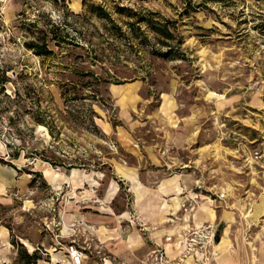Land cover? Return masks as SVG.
I'll return each instance as SVG.
<instances>
[{
	"label": "rangeland",
	"instance_id": "374dc122",
	"mask_svg": "<svg viewBox=\"0 0 264 264\" xmlns=\"http://www.w3.org/2000/svg\"><path fill=\"white\" fill-rule=\"evenodd\" d=\"M88 2L125 34L83 0H0V264H23L24 248L37 250L36 264H72V242L81 264H155L161 253L187 264L200 246L193 218L207 207L213 219L214 208L234 212L231 234L243 231L255 241L246 257L259 255L264 0ZM118 6L170 20L173 52L163 56L168 39L130 25L136 17ZM64 18L116 71L101 101L63 97L78 81L63 66V42L49 56L25 45L52 24L63 35ZM99 65L85 68L104 72Z\"/></svg>",
	"mask_w": 264,
	"mask_h": 264
},
{
	"label": "trees",
	"instance_id": "16d2710c",
	"mask_svg": "<svg viewBox=\"0 0 264 264\" xmlns=\"http://www.w3.org/2000/svg\"><path fill=\"white\" fill-rule=\"evenodd\" d=\"M204 1L218 2L224 0ZM83 3L87 7L88 12L93 13L109 22H113L114 25L119 28V32L125 34L124 31H122V27L115 24L114 19L105 6L97 3H89L88 0H83ZM118 7L120 9L119 12L124 13V11H128L129 16L136 17L135 22H129L130 25H135L137 22H146L153 31L168 39L163 40L164 43L170 46L168 51L164 53L161 52L163 56L169 55V53L173 52V47L175 46L169 42L175 38V33L171 30L170 23L172 22L170 20L161 21L155 18V15H160L157 11L150 10L146 14L141 15L131 7ZM262 25L264 26V22ZM56 28L55 24H52L48 30L43 31V36L31 37L29 40L25 41L26 47L33 49L38 55L49 56L54 53L51 45L61 44V42H63V57L70 58V60L63 62V66L78 75V81L76 82L73 80L75 83L73 84L74 86H72L71 90L69 88L64 89L66 84L63 85V97L65 99L75 100H103V90L107 89V85L112 82H120L118 76L116 75V71L111 72L109 70H105L104 62H106L107 58L102 56V54H98L95 47L90 46V43L93 45L91 40H85V38H83L82 31L78 30L76 26L70 27V22H67L65 18L63 19V35H59L55 31ZM178 42L182 43V40L180 39ZM78 49H80V51ZM87 57H90L89 60H87ZM98 62H100L99 68L104 70V72L102 71L101 73H96V71L92 69L85 68V64L87 63L97 64ZM87 76H90L91 78L85 79ZM90 120L94 122L93 115L90 117ZM40 122L50 127L47 122H44L43 120ZM51 133H54L52 129ZM14 157H16V155ZM1 161H4V157L0 155V162ZM21 259L23 264H36L40 259V256L38 255L37 250L29 252L26 248H24V250H22Z\"/></svg>",
	"mask_w": 264,
	"mask_h": 264
},
{
	"label": "crops",
	"instance_id": "0c3cea01",
	"mask_svg": "<svg viewBox=\"0 0 264 264\" xmlns=\"http://www.w3.org/2000/svg\"><path fill=\"white\" fill-rule=\"evenodd\" d=\"M114 87L116 90H119L118 85H114ZM171 179L173 181L177 180L175 179V177H172ZM179 188L180 187L177 186L176 189H179ZM186 197H190V196L189 194L184 193V195H181L180 198L185 199ZM210 209H213V207H207L206 210L205 209L200 210L201 215H200L198 224L195 223L194 218H193L192 224L195 225L196 230H198L200 246H199V249H195L192 254L186 255L187 264L189 263L197 264L198 263V259L202 258V251H201L202 248H204V250L206 251V254L209 257L210 264H264V238L261 239V242H258V245H257L258 248H260L259 255L258 254L256 255L255 254L256 252H252V255H248L246 257L245 253L248 252L250 254L249 247L255 241L249 240L246 236H244L243 231L241 233L242 235H238L236 233L233 236V234H231L229 227L233 222L232 217H235L234 212H231L228 210H223L222 212L214 208L215 218L213 219L211 217ZM192 216L194 217V214ZM227 221L229 222L228 225H226ZM206 234H209V235H206ZM149 246L148 244L147 246H145V244H140L139 247L141 248L144 247V249L147 250V248H150ZM125 247L131 248L132 247L131 242L126 241ZM167 248L168 246L165 245L166 252H167ZM178 251L182 252V250H178ZM148 258L151 259L150 257H147V256H145L144 258L141 257L140 258L141 263L144 262V264H153V262L149 261ZM108 261L110 260H107V262ZM154 263H157V262L154 261Z\"/></svg>",
	"mask_w": 264,
	"mask_h": 264
},
{
	"label": "built area",
	"instance_id": "2783aa9c",
	"mask_svg": "<svg viewBox=\"0 0 264 264\" xmlns=\"http://www.w3.org/2000/svg\"><path fill=\"white\" fill-rule=\"evenodd\" d=\"M191 239L193 240L194 238H191ZM67 251H68L69 259L72 264L82 263L83 250L79 245H77L75 242H72L67 246ZM155 259L157 261V263L155 264H165L167 262V260L164 258V253L157 254ZM197 264H210L209 257L206 254V251L204 250V248H202V258L198 259Z\"/></svg>",
	"mask_w": 264,
	"mask_h": 264
},
{
	"label": "bare ground",
	"instance_id": "6f19581e",
	"mask_svg": "<svg viewBox=\"0 0 264 264\" xmlns=\"http://www.w3.org/2000/svg\"><path fill=\"white\" fill-rule=\"evenodd\" d=\"M40 127L45 130V132L49 135L48 129L45 125L41 124ZM224 242V241H223ZM223 245V244H222ZM192 259V258H191ZM194 263V262H193ZM190 264V263H189Z\"/></svg>",
	"mask_w": 264,
	"mask_h": 264
}]
</instances>
